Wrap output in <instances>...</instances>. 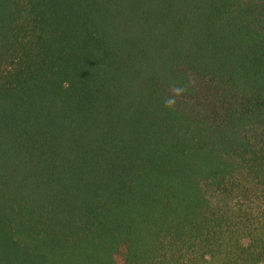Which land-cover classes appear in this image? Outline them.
Listing matches in <instances>:
<instances>
[{
  "label": "trees",
  "instance_id": "obj_1",
  "mask_svg": "<svg viewBox=\"0 0 264 264\" xmlns=\"http://www.w3.org/2000/svg\"><path fill=\"white\" fill-rule=\"evenodd\" d=\"M0 264H264V0H0Z\"/></svg>",
  "mask_w": 264,
  "mask_h": 264
},
{
  "label": "rangeland",
  "instance_id": "obj_2",
  "mask_svg": "<svg viewBox=\"0 0 264 264\" xmlns=\"http://www.w3.org/2000/svg\"><path fill=\"white\" fill-rule=\"evenodd\" d=\"M191 79L194 82V84L197 86L199 95L200 96L206 95V86H207L206 82L202 78L196 75H192Z\"/></svg>",
  "mask_w": 264,
  "mask_h": 264
},
{
  "label": "clouds",
  "instance_id": "obj_3",
  "mask_svg": "<svg viewBox=\"0 0 264 264\" xmlns=\"http://www.w3.org/2000/svg\"><path fill=\"white\" fill-rule=\"evenodd\" d=\"M183 91H184V88L177 86L176 89H175V95L172 96V97H169V98L165 101V105H166V107H169V108L173 107L174 104H175V96H176V95H180V94H182Z\"/></svg>",
  "mask_w": 264,
  "mask_h": 264
}]
</instances>
